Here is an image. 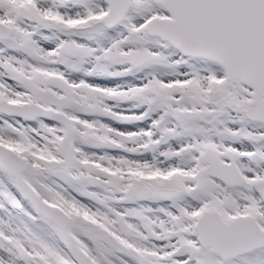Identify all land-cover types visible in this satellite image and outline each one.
<instances>
[{"label":"snow or ice","instance_id":"6c2138e0","mask_svg":"<svg viewBox=\"0 0 264 264\" xmlns=\"http://www.w3.org/2000/svg\"><path fill=\"white\" fill-rule=\"evenodd\" d=\"M0 264H264V0H0Z\"/></svg>","mask_w":264,"mask_h":264}]
</instances>
